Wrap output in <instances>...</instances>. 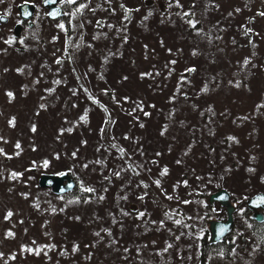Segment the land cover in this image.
<instances>
[{
    "label": "rangeland",
    "instance_id": "rangeland-1",
    "mask_svg": "<svg viewBox=\"0 0 264 264\" xmlns=\"http://www.w3.org/2000/svg\"><path fill=\"white\" fill-rule=\"evenodd\" d=\"M42 1L0 0V264H264L242 216L264 176V0H120L128 18L81 0L53 20ZM68 173L96 199L38 185ZM208 176L235 218L200 260Z\"/></svg>",
    "mask_w": 264,
    "mask_h": 264
},
{
    "label": "trees",
    "instance_id": "trees-1",
    "mask_svg": "<svg viewBox=\"0 0 264 264\" xmlns=\"http://www.w3.org/2000/svg\"><path fill=\"white\" fill-rule=\"evenodd\" d=\"M118 5L120 7V11L122 12V15L125 16V18H128V15L130 14L129 12V9L125 6H123V3L120 2V0L118 1L117 0ZM79 4V0H75L74 3H69L68 2H63L61 5L65 11L64 13V17H68L69 18V12H72L70 11V7L72 6L73 8V11L75 10L76 6L75 5H78ZM156 6V3L154 4ZM75 6V7H74ZM71 14V13H70ZM62 16V17H63ZM61 17V18H62ZM22 22H26V21H22ZM27 23V22H26ZM101 34L103 35V32H101ZM104 36V35H103ZM102 38H106L105 36ZM100 68V67H99ZM105 69V68H103ZM208 87V84L205 83V86L204 88H207ZM171 131V133H170ZM170 131H169V128H168V131H165L163 130V135H165L166 137H169V139L171 140L172 142V139L174 141L175 144H177L179 142V139H178V136L175 132H173V129L170 128ZM230 156H231V159H232V163L235 162V159L233 157V154L230 153ZM184 169L186 170L187 172V167L186 165L184 166ZM185 171H183V173L186 174ZM249 173V172H248ZM68 175L74 180V182L78 181V179L72 175V173H68ZM211 176H208L207 177V182H208V179L210 178ZM212 178V177H211ZM211 181H209L208 183H203L202 182V178H199L201 181L200 183L198 184V188L201 189L200 193L198 194L199 197L202 199L203 198V201L206 205V213L203 214V220L205 223H209V221H213V220H222L218 217V215H215L214 213H212L211 211V204H209L208 202V197L210 194L211 191H212V184H214V181L213 179H211ZM260 185H256L255 187H251V189L249 190L250 192V196L251 195H256L258 193H261V192H264V176L260 177ZM78 184V183H77ZM209 185V187H207ZM258 186V187H257ZM216 187H220V186H216ZM204 190V191H203ZM220 190V189H218ZM214 191V190H213ZM252 196V197H253ZM53 197H57L59 198V200H61L62 202L64 203H67V202H83V201H94L96 199V194L95 193H92V191H86V190H82V189H79L78 186L76 187V183H75V188L73 190H71L70 192H67V193H64V194H61V195H55ZM104 199L103 197L101 196L100 198L97 199V201L95 202V204L101 208L102 212L100 215H104L105 213H109L111 210L108 208V206L106 204L103 203ZM243 219L244 221L246 222L247 226H248V229H249V236H248V239H249V242L251 243H257V247H256V250L257 251H260L264 253V212H262V215H263V218L261 221H258L254 218L253 216V213L251 210H249L247 208V205L244 207V210H243ZM77 217H75V222L73 224L77 225L79 224L78 223V220H79V215L76 214ZM233 218L234 215H233ZM225 220V218L223 219ZM71 229V228H70ZM75 229H72L71 231L69 230V234H76V230L74 231ZM76 232V233H75ZM66 233V232H65ZM98 232H96L94 235H96ZM67 234V233H66ZM205 234L206 235H209V232H208V227L205 229ZM229 235V238H230V233L226 235V237L219 243L217 244H211L209 243V237L205 238V235L201 238L200 242H201V253L199 254L201 257H200V260L203 259L204 256L208 255V253L210 252L211 254H226V245H230L231 241L229 240V238H227V236ZM74 238V237H73ZM100 238V237H98ZM70 246H71V249H72V252H74V249L75 251L77 250V246H78V243H69ZM225 252V253H224Z\"/></svg>",
    "mask_w": 264,
    "mask_h": 264
},
{
    "label": "water",
    "instance_id": "water-1",
    "mask_svg": "<svg viewBox=\"0 0 264 264\" xmlns=\"http://www.w3.org/2000/svg\"><path fill=\"white\" fill-rule=\"evenodd\" d=\"M61 1L59 0H43L41 6L47 9L49 19H57L64 14L62 7L59 5ZM34 7H31L27 3H23L18 7L19 17L22 21L29 20L33 15ZM5 19H0V22H4ZM264 64V60H263ZM38 185L41 188L53 189V192L57 195H61L70 192L75 188L74 180L68 175L63 174L60 176H50L43 175L39 181ZM209 204L218 203L221 207L225 209L226 219L224 221H210L209 230V243L217 244L221 242L226 235L231 231L233 227V213L235 208L230 202V194L225 189H220L215 193H212L208 197ZM247 208L254 212V218L258 221L262 220V213H256L258 210L264 211V192L258 193L251 197L247 201Z\"/></svg>",
    "mask_w": 264,
    "mask_h": 264
},
{
    "label": "snow or ice",
    "instance_id": "snow-or-ice-1",
    "mask_svg": "<svg viewBox=\"0 0 264 264\" xmlns=\"http://www.w3.org/2000/svg\"><path fill=\"white\" fill-rule=\"evenodd\" d=\"M74 2H75V0H69V3H74ZM186 15H187V13H186ZM261 15H264V13H261ZM0 19H3V17H0ZM61 27H63V25H61ZM192 27H195V24L194 23L192 24ZM245 63H247V61H245ZM8 95H9V97H11L13 94L9 92ZM81 119H84V117H81ZM10 123H12V122H10ZM33 131H35V128H33ZM16 147L19 148V144H17ZM0 151H2V150H0ZM166 172H167V169H165L164 172H162L161 174L163 175ZM12 175H13V177H15L17 174L16 173H13ZM117 175H119V174L117 173ZM156 183H157V185H159V181H156ZM86 191H93V190L92 189H86ZM169 198H171V197H169ZM11 215H12V213L9 212L8 213V216H11ZM9 235H12V234L9 233ZM97 235H99V233H97ZM74 251H75V249H74ZM37 254H38V252H37Z\"/></svg>",
    "mask_w": 264,
    "mask_h": 264
},
{
    "label": "flooded vegetation",
    "instance_id": "flooded-vegetation-1",
    "mask_svg": "<svg viewBox=\"0 0 264 264\" xmlns=\"http://www.w3.org/2000/svg\"><path fill=\"white\" fill-rule=\"evenodd\" d=\"M261 212H263L262 210H260V211H256V213H261ZM254 214V213H253Z\"/></svg>",
    "mask_w": 264,
    "mask_h": 264
}]
</instances>
